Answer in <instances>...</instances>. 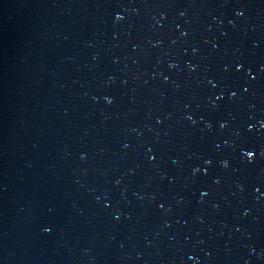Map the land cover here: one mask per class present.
Masks as SVG:
<instances>
[{"label":"water","instance_id":"1","mask_svg":"<svg viewBox=\"0 0 264 264\" xmlns=\"http://www.w3.org/2000/svg\"><path fill=\"white\" fill-rule=\"evenodd\" d=\"M0 264H264V0H0Z\"/></svg>","mask_w":264,"mask_h":264},{"label":"snow or ice","instance_id":"2","mask_svg":"<svg viewBox=\"0 0 264 264\" xmlns=\"http://www.w3.org/2000/svg\"><path fill=\"white\" fill-rule=\"evenodd\" d=\"M249 155H251V153H249Z\"/></svg>","mask_w":264,"mask_h":264}]
</instances>
